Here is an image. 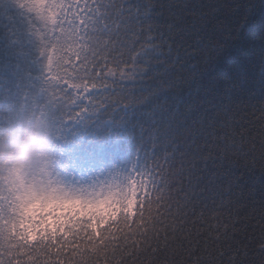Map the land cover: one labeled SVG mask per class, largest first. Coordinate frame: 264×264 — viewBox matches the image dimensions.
Wrapping results in <instances>:
<instances>
[{
    "label": "trees",
    "instance_id": "16d2710c",
    "mask_svg": "<svg viewBox=\"0 0 264 264\" xmlns=\"http://www.w3.org/2000/svg\"><path fill=\"white\" fill-rule=\"evenodd\" d=\"M21 2L24 8L16 0H0V156L10 159L40 119L46 160L76 175L111 176L115 196L90 214L74 206L53 216L51 231L34 224L37 236L30 244L10 230L16 216L5 181L0 188V246H16L13 264H122L132 253L143 252L157 230L154 209H149L121 251H116L117 238L108 234L118 218L131 222L144 201L148 181L135 169L160 154L166 137L182 138L221 102L264 99V0H140L151 5L150 22L164 49L149 64L147 83L139 86L148 101L79 118L58 105L54 78L63 85V78L76 77L79 47L68 35V21L92 0H48L44 8L33 0ZM63 2L61 16H67L61 32L52 28ZM76 26L82 27L79 20ZM157 136L161 138L153 146ZM237 174L242 177L234 187L253 199L264 198V173L239 169Z\"/></svg>",
    "mask_w": 264,
    "mask_h": 264
},
{
    "label": "snow or ice",
    "instance_id": "6c2138e0",
    "mask_svg": "<svg viewBox=\"0 0 264 264\" xmlns=\"http://www.w3.org/2000/svg\"><path fill=\"white\" fill-rule=\"evenodd\" d=\"M16 3L25 7L21 0ZM65 7L64 2L59 5L53 30L65 31L61 23L67 16H61ZM80 12L68 21L72 27L68 35L79 47L75 79L65 77L61 85V78L51 76L49 69L58 105L79 118L146 103L148 96L139 86L149 80L154 55L164 51L150 22L151 5H141L140 0H92ZM41 31L45 40L47 29ZM209 111L182 138L166 137L160 154L135 169L148 181L144 201L131 222L118 218L108 226L114 229L108 234L117 238L116 251H121L122 242L132 239L137 221L145 223L149 209H154L157 230L143 252L132 253L122 264H264V198L253 199L234 187L242 177L239 169L264 173V99L225 101ZM223 179L228 183L221 184ZM13 248L0 246V264H13ZM127 249L123 244V251Z\"/></svg>",
    "mask_w": 264,
    "mask_h": 264
},
{
    "label": "clouds",
    "instance_id": "9594fccd",
    "mask_svg": "<svg viewBox=\"0 0 264 264\" xmlns=\"http://www.w3.org/2000/svg\"><path fill=\"white\" fill-rule=\"evenodd\" d=\"M40 147L39 143L27 144L15 150L10 159L0 156V188L6 181L16 216V227L10 230L30 244L37 236L34 224L51 231L52 217L74 207L65 192L38 173L34 153Z\"/></svg>",
    "mask_w": 264,
    "mask_h": 264
},
{
    "label": "rangeland",
    "instance_id": "374dc122",
    "mask_svg": "<svg viewBox=\"0 0 264 264\" xmlns=\"http://www.w3.org/2000/svg\"><path fill=\"white\" fill-rule=\"evenodd\" d=\"M31 1V0H30ZM37 2L38 8H44L48 0H33ZM51 19L54 26L55 19ZM42 122L38 119L32 130L26 133L23 145L42 144L41 140ZM22 145V146H23ZM40 147L34 153L38 165L37 171L44 180L53 186L59 187L69 197L72 203L81 213H92L94 209L103 207L105 202H109L115 196V181L109 175L101 173L76 175L73 172L57 169L51 162L46 160V155L42 153ZM53 218V217H52Z\"/></svg>",
    "mask_w": 264,
    "mask_h": 264
}]
</instances>
